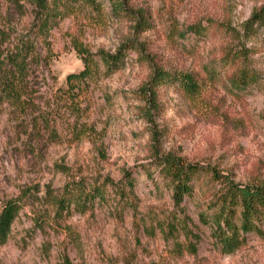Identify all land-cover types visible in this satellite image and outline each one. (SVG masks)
<instances>
[{
	"label": "rangeland",
	"instance_id": "1",
	"mask_svg": "<svg viewBox=\"0 0 264 264\" xmlns=\"http://www.w3.org/2000/svg\"><path fill=\"white\" fill-rule=\"evenodd\" d=\"M35 2L0 0V59L24 56L29 98L25 107L0 98V211L9 200L21 208L0 242V264H264V236L249 234L223 254L199 220L223 185L214 173L264 182V22L245 29L264 0H129L132 13L96 0L97 9L77 5L57 17L45 37ZM142 10L147 22L137 32L133 12ZM128 41L144 55L130 51L118 71L101 64L67 83L84 69V49L115 53ZM243 46L259 79L238 90L225 57ZM148 57L192 73L199 92L170 83L149 100ZM166 154L200 170L184 213L158 166ZM68 186L80 198L62 211L55 201ZM185 216L189 232L174 231Z\"/></svg>",
	"mask_w": 264,
	"mask_h": 264
},
{
	"label": "trees",
	"instance_id": "2",
	"mask_svg": "<svg viewBox=\"0 0 264 264\" xmlns=\"http://www.w3.org/2000/svg\"><path fill=\"white\" fill-rule=\"evenodd\" d=\"M36 5L40 8V17L42 23L35 26L41 37L48 36L51 25L58 18L66 17L76 6L84 5L97 9L96 0H35ZM129 0H109L112 9L118 13L129 10ZM48 3L54 4L55 12L46 9ZM130 11V10H129ZM128 11V12H129ZM131 12V11H130ZM132 13V12H131ZM137 17L135 28L137 32L147 22L144 11H139L141 15ZM39 17V15H38ZM264 22V8L252 15V18L245 26L246 31H255L254 25ZM189 29L196 34L202 32L200 26H190ZM134 41H128L122 44L115 53H109L99 50L91 53L84 49L82 51V60L84 69L79 73H72L67 76V83L72 86L74 82H83L87 78H91L95 73L99 72L101 64L105 67V71L109 74L118 71L124 64V60L128 52L133 51L138 55H144V47ZM226 60L232 65V72L229 75V83L238 90H244L251 85L257 83L259 76L256 70L251 68L249 62L248 50L243 46L240 50H231L226 53ZM147 59V58H146ZM152 64V73L146 84L148 99L153 101L157 95V88L161 85L170 83H178L179 86L188 94L193 95L199 92L200 84L192 73H176L166 70L163 67ZM0 98L4 102H8L16 107H25L29 102L26 87L21 83L26 75V60L21 52L0 59ZM228 65V64H226ZM22 78V79H21ZM73 87V86H72ZM71 87V88H72ZM160 172L168 177L169 185L172 193V200L181 212H185L182 205L184 202L195 201V181L196 175L200 172L196 165L185 163L181 158L172 154L159 156L157 159ZM132 174H127L130 181L128 185L132 187ZM214 179L221 181L222 188L216 193L215 200L209 204L208 212H200L199 220L208 224L211 234L220 247L223 254H232L240 249L246 242L249 234L264 236V182L238 184L229 178L214 173ZM224 179V180H222ZM73 191L68 186L63 195L55 201L64 210L69 207L74 198ZM79 205V203H77ZM20 205L15 200L7 201L0 211V242H5L11 232L12 225L18 217ZM180 213V212H179ZM187 219L185 216L174 225V231L182 230L188 233Z\"/></svg>",
	"mask_w": 264,
	"mask_h": 264
}]
</instances>
